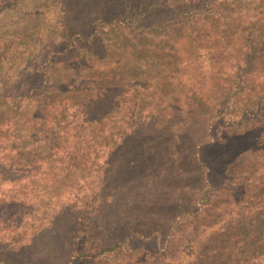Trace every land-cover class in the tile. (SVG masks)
Masks as SVG:
<instances>
[{
    "label": "trees",
    "instance_id": "1",
    "mask_svg": "<svg viewBox=\"0 0 264 264\" xmlns=\"http://www.w3.org/2000/svg\"><path fill=\"white\" fill-rule=\"evenodd\" d=\"M84 2H88V8L75 29L73 18ZM263 3L264 0H47L39 14L44 23L33 28L26 39L12 34L0 37V129L12 133L8 136L12 142L4 143L14 153V158L0 168L4 201L0 203V225L11 228L9 222L16 220L24 234L19 240L10 239V235L0 238V264H109L114 254H121L142 238L160 236L159 230L169 229L170 218L197 221L211 207L214 196L237 189L234 182L243 187V175L237 179L227 166L216 172L209 163L202 162L201 153L207 146H200L217 143L215 132L218 135L220 124L228 135L239 136L234 142L223 139L222 146L232 152L227 153L228 162L263 145L259 124L264 120V84L251 89L250 77L264 56V18L242 30L240 54L227 72L211 78V70L208 79L199 83L212 87L210 98L214 103L204 115L203 134L196 146L192 145L185 162L194 169L203 166L204 174L194 176L191 182L172 168L171 160L166 161L168 175L191 182V190L184 188L175 197L171 217L159 229L147 232L139 220L143 214L140 205L129 202L136 189L135 181L140 173H146L143 167L149 163L146 155L136 150V144L131 146V140L143 136V129L153 125L138 122L135 114L132 119L137 123L117 120L123 94L119 87L103 93L93 104L72 106L66 113L50 118L34 116L32 111L41 107L57 86L51 70L56 57L90 53L104 60L107 52L116 47V35L124 30L133 39L172 38L197 23L219 21L224 7L248 10L250 4ZM232 19L226 15L227 27ZM17 114L26 115L22 123ZM6 116L12 119L3 122ZM4 140L8 141L7 137ZM259 159L256 188L263 186L260 179L264 176V158ZM151 162L157 163L154 157ZM6 181L9 188L3 185ZM167 209L151 208L149 214L156 221L155 216H162ZM91 216L106 221L105 227H96ZM107 228L112 230L108 236ZM96 229L105 238L94 243ZM240 242L242 246L238 244L236 249L215 251L204 264H211L212 259L216 264H264V243L260 245L263 249H244V240Z\"/></svg>",
    "mask_w": 264,
    "mask_h": 264
},
{
    "label": "rangeland",
    "instance_id": "2",
    "mask_svg": "<svg viewBox=\"0 0 264 264\" xmlns=\"http://www.w3.org/2000/svg\"><path fill=\"white\" fill-rule=\"evenodd\" d=\"M46 1L0 0V37L12 34L26 39L33 28L44 23L40 21L39 14ZM87 5L88 2H84L77 11L73 28L76 29L81 23ZM248 7V10L224 7L219 21L197 23L178 31L172 38L133 39L124 30L116 35V47L114 49L111 45L112 49L104 60L101 56L97 58L84 53L72 58L56 57L51 62L57 86L41 107L32 111L34 116L50 118L66 113L72 106L93 104L103 93L119 87V93L123 94L120 96L122 105L117 120L137 123L132 119L135 114L138 122L149 121L153 125L150 129H143V136L131 140V146L136 144V150L140 149L149 159V163L143 167L147 176L143 177V172L139 174L135 181L136 189L129 197V202L140 205L143 214L139 220L147 232L164 226L171 217L175 197L184 188L191 190L194 176L204 174L203 166L194 169L185 162L188 153L192 152V145L196 146L203 134L201 126L204 115L214 103L210 98L212 87L209 88L207 84L199 86V83L208 79L211 70V78L226 73L240 54L242 30L251 22L264 18V3L250 4ZM226 15L233 16L229 27L226 26ZM250 80L251 89L264 84V56L257 63ZM211 82L214 84V79ZM25 117L17 118L22 123ZM5 118L3 122L12 119ZM259 127L263 145L229 162L227 153L232 152L222 146L223 139L234 142L239 136L228 135L223 124H220L218 135L215 132L216 144L200 146H207L201 153L202 162L209 163L216 172H221L227 166V170L236 177L243 175V179L246 178L243 187L239 182H234L237 189L224 191L217 198L214 196L211 207L197 221L170 218L169 229L159 230L160 236L142 238L141 242L128 246L121 254H114L109 264H204L215 251L236 249V245L242 246L240 241L243 240L244 249H263L260 245L264 243V176L260 179L263 186L256 188L254 181L260 165L259 158H264V120ZM10 134L0 129V168L14 158V153L6 146L12 142L8 137ZM5 137L8 141L4 140ZM236 148L234 146V150ZM153 157L157 163L151 162ZM170 160L172 168L182 173L190 183L182 182V178H176L175 174L168 175L170 170L166 161ZM3 185L9 188L10 183L6 181ZM0 203H4L1 193ZM167 207L162 216H155L156 221L149 214L151 208L166 210ZM255 208H258L257 212L252 213L251 210ZM133 210L129 213L132 214ZM248 211L252 214L247 215ZM90 219L95 221L96 227L106 225L102 219L92 216ZM9 223L11 228L0 225V238L10 235V239H22L24 234L19 231L18 221L11 220ZM110 226H114V223L110 222ZM14 229L16 232L13 233ZM99 231L95 230L94 243L112 233L111 228H107L105 235ZM211 264H216L214 259Z\"/></svg>",
    "mask_w": 264,
    "mask_h": 264
}]
</instances>
